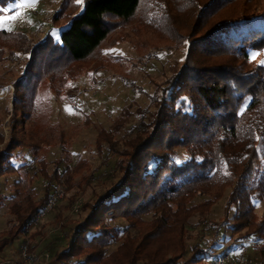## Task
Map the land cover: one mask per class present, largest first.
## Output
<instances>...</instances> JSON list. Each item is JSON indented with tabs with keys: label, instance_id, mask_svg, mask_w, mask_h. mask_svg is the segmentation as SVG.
Segmentation results:
<instances>
[{
	"label": "trees",
	"instance_id": "obj_1",
	"mask_svg": "<svg viewBox=\"0 0 264 264\" xmlns=\"http://www.w3.org/2000/svg\"><path fill=\"white\" fill-rule=\"evenodd\" d=\"M14 1L0 0V9ZM142 4L141 23L166 47L130 42L137 59L129 61L139 67L157 53L180 51L181 64L161 80L148 76L149 92L128 84L147 102L127 132L98 130L97 164L81 158L72 166L62 137L58 157L43 158L39 151L50 149L49 142L34 140L25 127L33 119L41 83L47 80L60 94L68 82H78L84 67L104 55L107 38L134 21ZM258 8L259 0H62L50 17L61 29L58 41L49 31L30 44L26 33L0 29V65L24 55L12 82L10 110L4 111L13 124L6 136L0 129V209L5 216L0 260L14 258L5 250L27 236L22 243L36 251L44 226L43 221L32 224L55 190H63L70 210L79 192L92 188L93 175L107 168L101 193L78 208L79 222L67 227L66 218L56 216L64 245L50 258L55 264L227 259V250L216 255L187 244L192 239L188 223L195 215L215 241L221 229L234 243L259 240L264 264V216L257 217L253 205L254 198L264 199V67L250 59V53L264 50V23L254 17ZM36 180L44 182L39 199L31 188ZM226 190L223 216L210 224L207 214Z\"/></svg>",
	"mask_w": 264,
	"mask_h": 264
},
{
	"label": "rangeland",
	"instance_id": "obj_2",
	"mask_svg": "<svg viewBox=\"0 0 264 264\" xmlns=\"http://www.w3.org/2000/svg\"><path fill=\"white\" fill-rule=\"evenodd\" d=\"M61 1L15 0L5 8L0 9V22H2L0 29L24 32L29 38L30 44L43 38L49 31L55 41H58L61 29H58L59 25L57 24L53 27L50 17L58 9ZM144 10L142 4L134 21L121 27L107 38L102 50L104 55L84 67L78 82H68L67 87L60 94L54 91L55 87H52L47 80L41 83L35 100L33 119L26 122L25 127L32 130L34 140L40 141L42 138L49 142L50 149L44 147L46 150L41 149L39 151V155L44 156L43 158L53 161L58 157L59 151L56 144L62 137L66 141L65 145L68 147L72 166L81 158H87L97 164V158H94L93 153L95 151L94 140L98 130L127 132L135 121L139 109L144 107L147 102L142 94L133 92L128 84L133 82L136 87L149 92L148 76L161 80L163 74L169 75L179 67L183 58L180 51L167 52L166 54L157 53L156 57L146 59L139 67H133L132 62L136 61L137 54L129 46L130 42L139 47H142L144 42H151V46L162 49L166 47L165 43L156 39L153 31L151 32L141 23L140 19ZM13 16L16 19H11ZM254 17H260L257 24L264 23V0H259V8ZM252 54L250 53V59ZM23 59L24 55H20L10 62L0 65V129L5 136L9 126L13 124V120L10 119V114L5 116L4 111L10 110L13 93L12 82L21 73ZM254 61L264 67V50L259 53ZM97 69L99 71L94 74ZM26 160L34 165L35 160L30 155L26 157ZM106 170L108 169L102 168L93 175L92 188L84 187L78 194L76 205L70 210L65 207L67 200L63 198V190H55L61 192L62 196L56 202L55 210L49 211L41 220L44 226L42 233L45 237H37L36 242L34 241L37 248L36 251H33L37 254L45 253L49 257L38 264H55L50 258L55 250L64 245L62 228L56 221V216L60 214L66 218L67 227H72L79 222L78 208L84 201L94 200L96 195L101 193V184L106 180L101 174ZM43 186L44 182L41 180H36L31 186L37 195V199L43 194ZM60 188L62 187L60 186ZM226 194H228V190L224 191L219 201L207 214V220L210 224L222 218ZM203 200L204 198L194 200L193 204ZM253 205L257 217L264 216V199L254 198ZM2 210L0 209V232L5 228V216ZM233 213L234 208L230 211V217ZM197 220L198 216L195 215L188 223L189 236L192 238L187 243L190 247L210 248L216 255L227 250V259L229 260H223L229 264H235L236 261L237 264L239 262L241 264L242 261L249 264L262 259L263 246L259 240L251 237L244 242L234 243L230 232L221 229L218 234L219 239L215 241L212 231L203 229L201 225L197 224ZM24 238L28 240V236ZM24 238L13 243L5 250L6 253L16 256L17 253H13L12 249L18 250L23 244ZM57 242L61 243L58 247ZM189 251L190 249H188L187 255L190 254Z\"/></svg>",
	"mask_w": 264,
	"mask_h": 264
},
{
	"label": "built area",
	"instance_id": "obj_3",
	"mask_svg": "<svg viewBox=\"0 0 264 264\" xmlns=\"http://www.w3.org/2000/svg\"><path fill=\"white\" fill-rule=\"evenodd\" d=\"M62 196L61 192L55 191L53 192L51 198L48 200L45 208L37 214L35 217L32 226H35L41 219L47 214L51 209L55 206L56 202ZM47 254H37L36 252L30 251L28 248V243H23L14 258H7L0 260V264H38L40 261H45L48 259ZM237 262V261H236ZM235 262V264H237ZM262 259L260 261H256L255 263L251 262L249 264H261ZM211 264H229L225 262L223 259H214ZM240 264V262L238 263ZM241 264H246L242 261Z\"/></svg>",
	"mask_w": 264,
	"mask_h": 264
},
{
	"label": "snow or ice",
	"instance_id": "obj_4",
	"mask_svg": "<svg viewBox=\"0 0 264 264\" xmlns=\"http://www.w3.org/2000/svg\"><path fill=\"white\" fill-rule=\"evenodd\" d=\"M77 3L82 4L83 0H77ZM11 19H16V17L13 16V17H11ZM0 23H2V22H0ZM258 55H259V53H253L252 56H251V59L255 60Z\"/></svg>",
	"mask_w": 264,
	"mask_h": 264
}]
</instances>
